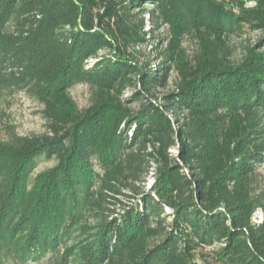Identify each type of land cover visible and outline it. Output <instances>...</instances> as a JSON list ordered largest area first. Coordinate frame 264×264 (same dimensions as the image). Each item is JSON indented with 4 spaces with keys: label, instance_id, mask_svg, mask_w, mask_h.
<instances>
[{
    "label": "trees",
    "instance_id": "1",
    "mask_svg": "<svg viewBox=\"0 0 264 264\" xmlns=\"http://www.w3.org/2000/svg\"><path fill=\"white\" fill-rule=\"evenodd\" d=\"M162 27L159 62L139 64ZM244 27L264 31V0H0V96L44 103L49 128L0 145V264H264V220L251 221L264 51L236 64L221 51ZM172 66L175 88L157 96ZM77 83L93 90L82 111ZM39 156L55 163L33 175Z\"/></svg>",
    "mask_w": 264,
    "mask_h": 264
},
{
    "label": "rangeland",
    "instance_id": "2",
    "mask_svg": "<svg viewBox=\"0 0 264 264\" xmlns=\"http://www.w3.org/2000/svg\"><path fill=\"white\" fill-rule=\"evenodd\" d=\"M252 4L253 3L250 1L247 2L248 6ZM138 17L144 19L143 30H148V14L140 13ZM167 37L168 32L164 27L160 28V30L154 34V37L147 34L146 38L148 42L134 49L136 51V61L141 65L145 64V62H151L153 65L157 64L159 62L158 50L165 46L164 38ZM222 40V56H224L226 61L232 64L239 63L250 49L258 52L264 51V31L259 29L244 27L237 33L226 35ZM180 48L183 51L185 59L190 62L199 51L198 40L193 35H186L181 41ZM105 53H107V51L103 50L99 52V55ZM92 61L93 60L90 59L87 64H90ZM177 80V70L172 66L167 74L165 86L157 89V96H160V94H163L165 91H172L175 88ZM92 93V88L84 83L74 84L67 90L69 98L80 111L87 108L92 103ZM131 94V91L126 90L122 94V98L127 99ZM137 105L138 103L136 102L131 106L137 107ZM44 107V103L28 95L24 91H5L0 96V145L11 146L15 145L21 137L49 133L48 119L44 114ZM257 116L258 121L264 120V111H259ZM169 152L171 154H176L177 150L174 147L170 149ZM54 163L55 161L53 159H46L44 156L37 157L32 167L33 175L51 167ZM255 173L252 188L256 194L260 195L264 204V163L256 166ZM153 181L152 175L148 174L146 176V182L140 186L144 190H149ZM110 208L114 207L110 205ZM164 211L165 213H169L171 210L165 207ZM263 220L264 210L261 208L256 209L252 214L251 221L255 224H259ZM201 252L204 257H209L211 248H203ZM204 257H198L197 259L202 263L204 262ZM50 262V253H48L39 260L29 259L24 264H49Z\"/></svg>",
    "mask_w": 264,
    "mask_h": 264
}]
</instances>
